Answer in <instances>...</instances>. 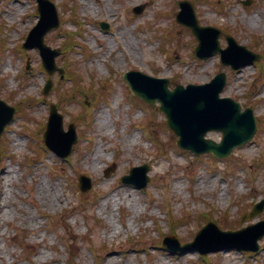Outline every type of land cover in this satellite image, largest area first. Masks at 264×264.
<instances>
[{"label":"rangeland","instance_id":"obj_1","mask_svg":"<svg viewBox=\"0 0 264 264\" xmlns=\"http://www.w3.org/2000/svg\"><path fill=\"white\" fill-rule=\"evenodd\" d=\"M53 1L63 24L46 35V44L61 47L70 35L84 46L62 49L57 58L71 74L77 71L79 82L62 102L71 82L54 74V89L44 96L47 75L38 51L21 47L38 19L35 0H0V98L20 110L1 137L0 264H68L69 256L75 264H201L195 252L161 249L162 238L173 231L181 242L192 241L208 217L220 229L241 227L252 218L243 220L244 212L262 198H253V187L264 193V0L248 6L244 0H191L201 25L222 29V47L228 31L262 55V64L234 73L221 66L218 54L205 60L191 54L194 37L173 19L179 0H75L76 8L69 0ZM141 4L143 12L134 15L133 7ZM256 14L263 20L250 22ZM99 22L109 30L102 31ZM26 61L31 74L24 73ZM130 69L169 78L172 86L206 83L224 71L221 96L251 106L260 131L225 159L181 150L157 104L128 96L122 74ZM52 102H58L65 129L70 122L76 125L77 142L64 160L39 145ZM102 116L106 127L99 131ZM206 137L218 142L221 134L210 131ZM144 163L150 165L146 188L120 183L130 168ZM81 174L92 182L86 193L78 189ZM258 215L263 219L264 211ZM130 237L138 242L131 244ZM258 244L255 255L225 250L203 258L212 264H264V237ZM92 247L99 250L97 260Z\"/></svg>","mask_w":264,"mask_h":264},{"label":"water","instance_id":"obj_2","mask_svg":"<svg viewBox=\"0 0 264 264\" xmlns=\"http://www.w3.org/2000/svg\"><path fill=\"white\" fill-rule=\"evenodd\" d=\"M39 3L40 20L30 32L26 47L36 46L41 51L44 67L52 73L54 66V56L58 51H50L43 44V36L50 29L58 26V18L55 7L47 0H37ZM181 11L178 20L189 26L199 40L195 53L199 57H206L216 51L221 53V60L230 63L234 68H239L253 61L257 56L245 48L237 46L231 38L228 48L222 50L219 47V32L211 28H201L197 25L192 5L189 2L180 3ZM134 93L153 103L155 99L160 100L162 110L167 116L168 126L180 137L178 144L181 147L194 150L197 153L212 152L217 157L228 156L232 149L246 141L251 140L256 131V122L250 108L241 113L240 106L230 99H220L219 92L225 84L224 74L217 75L211 82L188 89L177 87L174 92L167 90L168 80L159 82L146 81L145 87L141 84L143 76L130 72L127 75ZM51 84L47 83V92ZM0 134L6 123L12 119L13 110L0 101ZM221 118V119H220ZM212 119L220 120L212 123ZM218 129L223 133V141L217 144L211 140L204 139L208 130ZM70 137L64 144L61 143L65 137L61 127V117L56 114L55 107L52 106L51 118L45 133L46 144L60 156H67L72 144L75 142L73 126H70ZM62 136V137H61ZM143 172L146 171L142 168ZM80 187L83 191L90 189L89 179L80 178ZM212 224L204 228L197 236L199 241L210 229ZM254 226L252 228H256ZM264 232V231H263ZM262 233L254 236L253 243L260 238ZM229 236L240 235V233L224 234ZM193 245V244H190ZM187 245V246H190ZM236 245L241 249H249L248 246ZM221 249V248H219ZM218 250V249H215ZM256 250V247L253 249ZM201 252V251H200ZM206 253L207 251H202Z\"/></svg>","mask_w":264,"mask_h":264},{"label":"bare ground","instance_id":"obj_3","mask_svg":"<svg viewBox=\"0 0 264 264\" xmlns=\"http://www.w3.org/2000/svg\"><path fill=\"white\" fill-rule=\"evenodd\" d=\"M259 20L262 21L263 18H261V16L259 14H256V15H252L249 17V21L252 22V23H259ZM106 127V119L102 116L100 119H99V122H98V130L99 131H102L104 128ZM136 140V139H135ZM100 158H101V155L99 154V152H95V155H94V160L100 162ZM85 159L89 160L90 157H85ZM261 190L258 188V187H254L253 190H252V196L253 198L257 195H261ZM128 197H131L132 194H128L127 195ZM122 198V197H121ZM260 219L259 216L257 217H254L250 220H247L246 221V224L247 223H251V222H254L256 220ZM11 264H17L16 262H13Z\"/></svg>","mask_w":264,"mask_h":264}]
</instances>
